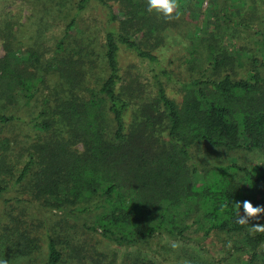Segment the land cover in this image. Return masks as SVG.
I'll list each match as a JSON object with an SVG mask.
<instances>
[{
	"label": "trees",
	"instance_id": "1",
	"mask_svg": "<svg viewBox=\"0 0 264 264\" xmlns=\"http://www.w3.org/2000/svg\"><path fill=\"white\" fill-rule=\"evenodd\" d=\"M37 1L46 29L62 28L54 42L22 51L10 23L0 28V261L116 264L119 247L121 264H152L178 242L191 264H264V232L252 229L264 213L241 225L236 208L260 205L264 172L194 159L264 154L260 72L234 75L232 56L209 45L177 102L155 52L174 20L147 0ZM121 46L147 60L153 96L123 81Z\"/></svg>",
	"mask_w": 264,
	"mask_h": 264
},
{
	"label": "rangeland",
	"instance_id": "2",
	"mask_svg": "<svg viewBox=\"0 0 264 264\" xmlns=\"http://www.w3.org/2000/svg\"><path fill=\"white\" fill-rule=\"evenodd\" d=\"M42 7L37 0H0V28L6 20L10 23L15 40L21 42L22 51L38 40L52 43L60 34L62 29L60 26L54 30L53 26L49 25L46 29L44 22L40 20L44 12ZM181 11V19L173 21V26L167 31L166 42L155 51L160 60L159 67L168 70L171 77L166 78L160 75L159 78L166 92L177 102H180L183 97L178 81L186 82L201 76L207 64L209 45H217L218 49L222 47L232 56L233 64L230 72L234 75L236 73L238 77L249 79L255 71H259L264 78V35L262 33L264 32V0H181ZM77 30L78 28L74 26L72 33ZM3 42L4 36L0 35V56L4 53ZM193 48L196 51L192 54L190 50ZM15 54L20 55V52ZM118 62L124 82L136 80L137 88H141L144 94L154 95L156 84L147 60L138 57L125 46H121ZM211 71L206 72L203 78H211L213 74ZM198 158L218 164L227 163V161L239 163L249 167L258 175L264 172L260 168L264 154L260 151H237L232 156H219L217 160L211 156L204 157L202 153H199L194 159L197 161ZM252 196L254 198L258 196L257 199L261 200L259 206L264 203V193L262 195L253 193ZM251 202L254 203V201ZM171 244V242L166 244L169 250L160 252V255L163 254L162 258L154 260L152 264H158L160 261H163V264H175L178 260L182 264L192 263L182 251L181 258H178L179 247L182 246L180 243V246L173 250H171ZM156 245L157 240L150 245L151 250L145 252L151 255L157 251ZM184 246L191 249L190 253L199 249L192 242ZM133 250L130 251L131 258L137 254L135 249ZM115 251L118 254L116 264H121L123 249L115 247ZM154 255L157 257V253ZM131 262L129 260L127 264Z\"/></svg>",
	"mask_w": 264,
	"mask_h": 264
},
{
	"label": "clouds",
	"instance_id": "3",
	"mask_svg": "<svg viewBox=\"0 0 264 264\" xmlns=\"http://www.w3.org/2000/svg\"><path fill=\"white\" fill-rule=\"evenodd\" d=\"M147 11L149 13L155 12L161 15L165 20H178L182 16L181 0H147ZM243 215H241V203H236L237 208V223L244 225L249 224V220H259L260 214L264 213V206H254L249 200L242 202ZM254 232H264V225L256 223L252 226ZM180 244L173 242L171 247L178 248ZM0 264H8L7 260L0 261Z\"/></svg>",
	"mask_w": 264,
	"mask_h": 264
}]
</instances>
